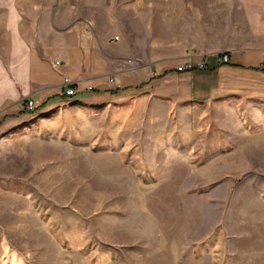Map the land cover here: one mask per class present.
Instances as JSON below:
<instances>
[{"label":"rangeland","instance_id":"374dc122","mask_svg":"<svg viewBox=\"0 0 264 264\" xmlns=\"http://www.w3.org/2000/svg\"><path fill=\"white\" fill-rule=\"evenodd\" d=\"M136 93L0 112V264H264V93Z\"/></svg>","mask_w":264,"mask_h":264},{"label":"crops","instance_id":"0c3cea01","mask_svg":"<svg viewBox=\"0 0 264 264\" xmlns=\"http://www.w3.org/2000/svg\"><path fill=\"white\" fill-rule=\"evenodd\" d=\"M223 1L0 0V112L26 111L28 99L43 111L94 92L183 103L264 93V0H230L239 13L215 30L227 41L208 46L206 14L221 23ZM223 52L229 61L219 63ZM186 61L207 67L177 70Z\"/></svg>","mask_w":264,"mask_h":264},{"label":"built area","instance_id":"2783aa9c","mask_svg":"<svg viewBox=\"0 0 264 264\" xmlns=\"http://www.w3.org/2000/svg\"><path fill=\"white\" fill-rule=\"evenodd\" d=\"M218 61L219 62H228L229 61V56L226 52H223L221 54L218 55ZM60 65V61L56 60L54 61V66L55 67H59ZM194 67L197 68H206L207 65L205 64V62H197L195 65L193 62L191 61H186L183 64H181L180 66L177 67V70L181 71V70H191ZM64 84H66V88H65V94L66 95H74L75 93V87L72 84V82L69 80L68 77H64ZM24 109L25 110H33L35 107V102L33 100H27L26 102H24Z\"/></svg>","mask_w":264,"mask_h":264}]
</instances>
